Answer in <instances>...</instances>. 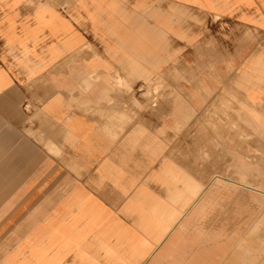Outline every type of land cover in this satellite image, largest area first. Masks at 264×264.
<instances>
[{"label": "crops", "instance_id": "0c3cea01", "mask_svg": "<svg viewBox=\"0 0 264 264\" xmlns=\"http://www.w3.org/2000/svg\"><path fill=\"white\" fill-rule=\"evenodd\" d=\"M0 264H264V0H0Z\"/></svg>", "mask_w": 264, "mask_h": 264}]
</instances>
